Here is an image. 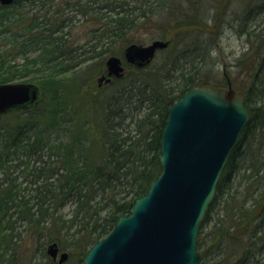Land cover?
<instances>
[{"label": "trees", "instance_id": "16d2710c", "mask_svg": "<svg viewBox=\"0 0 264 264\" xmlns=\"http://www.w3.org/2000/svg\"><path fill=\"white\" fill-rule=\"evenodd\" d=\"M21 2L41 3V8L53 4H13ZM223 4L224 0H61L63 8L56 7L55 16L70 10L95 26L82 45L70 40L67 26L74 15L62 20L53 16L42 25L33 15L27 23L23 17L16 19L28 44L40 42L41 49L26 58L21 69L0 54V84L35 81L40 97L25 109L0 115V225L9 232L19 222L30 226L35 248L27 264H57L46 253L51 243L69 252L64 264H81L88 248L113 229L118 216L160 174L158 153L168 108L191 87L211 80L208 74L203 79L193 65L184 68L196 58L205 61L211 51L198 36H185L176 58L169 40L162 51L164 60L151 72L147 66L124 62V76L100 88L94 78L106 73L105 60L122 58L130 44H143L133 35L143 24L164 19L155 26L157 37H164L163 24L176 21L187 28L216 22ZM7 7L0 5V24ZM236 13L238 34L246 38L250 57H257L250 71L242 70L248 72L237 89L250 119L200 225V264H264V0H243ZM32 72L40 74L37 79L30 77ZM90 84L93 89L86 92ZM107 89L113 94L103 93ZM127 90L138 100L131 116L121 101ZM9 149L28 161L5 163ZM21 164L25 178L30 177L28 186L8 177V171ZM8 243L0 240V264H20Z\"/></svg>", "mask_w": 264, "mask_h": 264}, {"label": "water", "instance_id": "95a60500", "mask_svg": "<svg viewBox=\"0 0 264 264\" xmlns=\"http://www.w3.org/2000/svg\"><path fill=\"white\" fill-rule=\"evenodd\" d=\"M14 1L0 0V5ZM167 46L162 40L130 44L123 57L142 68ZM105 67L107 76L99 77L98 85L123 76L119 57L107 58ZM39 97L37 85L1 83L0 114L25 109ZM249 118L243 94L229 83L226 88L194 86L184 93L168 109L158 153L160 174L118 216L112 231L88 249L82 264H200V225ZM57 252L56 243L48 246L53 261ZM67 258L60 253L57 263Z\"/></svg>", "mask_w": 264, "mask_h": 264}, {"label": "rangeland", "instance_id": "374dc122", "mask_svg": "<svg viewBox=\"0 0 264 264\" xmlns=\"http://www.w3.org/2000/svg\"><path fill=\"white\" fill-rule=\"evenodd\" d=\"M226 1L227 0H224V4L222 5L223 12H217L215 14V18L217 20L216 22L213 19V21H206L201 25L194 24V26H188L187 28L179 27L176 21L168 23L167 25L163 24L160 28V31L163 32L164 37H157L159 31L155 26L157 24L161 25L164 21V19L161 20L162 18H159V21L156 20L150 24L141 25L139 28L133 31V35L136 39L143 42L141 45L150 44L155 40L168 41V43L169 40L173 41L172 45L175 50L172 54V57L174 56V58L178 56L176 52L182 48L183 43L181 44V41L185 36L187 39L191 35L189 40H191L192 37L194 38L195 36H198L200 40L205 42L211 51L209 52L205 61H197L199 58H196L193 60L192 64L187 62L184 65V68L188 69L191 65L195 66L203 79H205L206 74H208V77H210L211 80L200 86L207 85L212 87H227L229 83L232 89L237 90L243 83L246 73L248 72H242V70L249 67L252 62H256L257 57H250L252 52H247L249 51V48L245 40L246 38L244 36H240L237 31L238 27L235 14H237L236 12L240 8L241 1L243 0H231L230 8L228 5H226ZM56 7L63 8L61 5V0H53V4L50 5L47 3L42 8L41 3L30 4L28 2H21L13 4L5 9L4 18L0 24V54L6 56L5 60L9 65H14L17 67V69H21V67L26 63L25 59H31L35 57L41 49L40 42H30V44H28V35L25 34L23 29L19 28L20 24L16 20L18 17L25 18L23 22L27 23L29 18L33 15L35 18L37 17L38 21H40V24L42 25V23L48 21V18L51 20L53 16L60 17V20H62L70 15H74V20L69 23V26H67L71 35L70 40L77 41L79 42V45H82L86 40L90 39V34H88V32H90L92 28H95V26L93 27L89 22L85 23L83 17L75 15V13L70 12V10H64L61 14L59 13L60 16H55ZM210 16H214V13L210 14ZM130 35L132 34L130 33ZM252 44L257 43L253 42ZM162 51L163 50L156 52L152 61L147 66L149 67L147 69L148 71L150 70L151 72L153 68L157 67L164 60L165 53ZM181 60L182 59H180L178 63H180ZM169 66L170 65H167L166 69ZM28 67L30 68V66ZM251 68L252 66L247 69L250 71ZM39 75V73L32 72L30 77L37 79ZM174 75H177V73ZM173 81L175 82V79H173ZM247 81L248 80H245L246 83ZM20 82L24 81L22 79L12 81V83ZM24 83L36 84L35 81ZM94 84H97V77L94 78ZM100 88H106V85L101 84ZM85 89L86 92H91V89H93V84L85 86ZM113 91V89H107L104 90L103 93L111 95L113 94ZM124 94L125 95L122 97L121 101L122 103L124 102L123 107L128 111L129 114L136 103H138L137 94H132L129 92V90H127V92L124 91ZM132 113L136 114L135 112H131L130 116ZM11 150L12 149H9L8 156L4 155L5 163L15 165L21 160L23 162L28 161V158L25 155H22L18 152L13 154ZM23 166L24 165L21 164V166L16 170L8 171V177L12 178L16 184H21L20 186H28L30 177L25 178ZM27 172L28 170H26V173ZM1 176L2 173L0 171V183L2 182ZM62 211H67V208H64ZM3 222L6 223L5 221ZM15 225L16 226H13L14 228L10 232L6 231L4 227L0 225V240L1 243L4 240L9 242L8 245L10 246V252H12L11 255L14 254V257H16V259L21 262L20 264H27L29 262L30 256H32V250L35 248V238L30 235V226L25 222H19ZM49 245L50 244L46 246V249ZM65 252L69 257L68 251H62L58 247L56 262L59 260L60 253ZM67 260L68 258L61 264H64Z\"/></svg>", "mask_w": 264, "mask_h": 264}]
</instances>
